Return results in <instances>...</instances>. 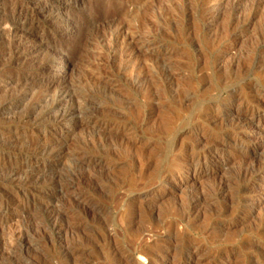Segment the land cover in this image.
I'll use <instances>...</instances> for the list:
<instances>
[{"label": "rangeland", "instance_id": "obj_1", "mask_svg": "<svg viewBox=\"0 0 264 264\" xmlns=\"http://www.w3.org/2000/svg\"><path fill=\"white\" fill-rule=\"evenodd\" d=\"M125 1L0 0V167L23 168L0 186L3 196L19 187L12 206L0 207V264H135L134 240L152 250L149 264H264V0ZM33 47L37 60L24 54ZM55 51L70 57L68 68ZM62 82L80 93L61 106L79 102L89 114L36 116ZM17 94L24 100L4 105ZM233 111H247L249 124H232ZM45 147L55 153L40 155ZM34 165L60 177L62 231L46 206L24 211L31 196L50 193L46 184L20 188ZM167 165L154 190L128 196ZM180 238L192 245L177 253Z\"/></svg>", "mask_w": 264, "mask_h": 264}, {"label": "bare ground", "instance_id": "obj_2", "mask_svg": "<svg viewBox=\"0 0 264 264\" xmlns=\"http://www.w3.org/2000/svg\"><path fill=\"white\" fill-rule=\"evenodd\" d=\"M125 1V0H124ZM126 2V1H125ZM218 3V2H217ZM211 4V3H210ZM28 6V5H27ZM33 6V5H32ZM41 6V5H40ZM212 6V5H211ZM36 9V8H35ZM12 10V9H11ZM45 10H46V8H45ZM34 11V10H33ZM214 11V10H213ZM36 14V13H35ZM55 15V14H54ZM214 15V14H213ZM39 16V15H38ZM33 17V16H32ZM47 17V16H46ZM52 17V16H51ZM25 18V17H24ZM29 18H31V17H29ZM28 18V19H29ZM37 18V17H36ZM56 18V17H55ZM27 19V18H26ZM38 19V18H37ZM51 20V19H50ZM55 20V19H54ZM56 21H57V19H56ZM68 21V20H67ZM50 22V21H49ZM58 22V21H57ZM60 23V22H59ZM62 23V22H61ZM65 23H67L66 21H65ZM69 23V22H68ZM17 24V23H16ZM29 25V24H28ZM63 25V24H62ZM34 26V25H33ZM64 26V25H63ZM30 27H31V25H30ZM15 28V27H14ZM19 28V27H18ZM61 28H63V27H61ZM68 28V27H67ZM71 28V27H70ZM28 29V28H27ZM26 29V30H27ZM59 29H60V27H59ZM13 30V29H12ZM18 30V29H17ZM26 30H24V31H26ZM14 31V30H13ZM16 31V30H15ZM36 31V30H35ZM69 31V30H68ZM72 31H73V29H72ZM18 32V31H17ZM23 32V31H22ZM24 33V32H23ZM18 34V33H17ZM19 34H20V32H19ZM26 34V33H25ZM25 34H23L24 36H25ZM28 34H29V32H28ZM75 34V33H74ZM80 34V33H79ZM78 34V35H79ZM29 36V35H28ZM38 36V35H37ZM13 37V36H12ZM11 37V38H12ZM18 37V36H17ZM23 37V36H22ZM33 37V36H32ZM36 37V36H35ZM34 37V38H35ZM41 37V36H40ZM42 38V37H41ZM75 38V37H74ZM26 40V39H25ZM34 40V39H33ZM40 40V39H39ZM38 40V41H39ZM44 40H46V39H44ZM43 40V41H44ZM76 40V39H75ZM21 42H22V40H20ZM27 41V40H26ZM38 41H36V42H38ZM41 41V40H40ZM90 41V40H89ZM17 42V41H16ZM19 42V41H18ZM29 42V41H28ZM33 42H35V41H33ZM85 42V41H84ZM264 42V41H263ZM24 43V42H23ZM22 43V44H23ZM48 43V42H47ZM17 43H15V45H16ZM21 44V43H20ZM44 45H45V43H43ZM84 44V43H83ZM26 45V44H25ZM20 46V45H19ZM38 46V45H37ZM70 46H72V45H70ZM88 46V45H87ZM21 47V46H20ZM24 47V46H23ZM80 48V47H79ZM24 49V48H23ZM49 49V48H48ZM38 48H36V47H33V49L32 48H26V51H25V55L26 54H29V53H32L33 54V58L35 59V60H37V52H38ZM49 50H51V49H49ZM48 50V51H49ZM59 50V49H58ZM66 50V49H65ZM71 50V49H70ZM77 50V49H76ZM42 51V50H41ZM52 51V50H51ZM43 52V51H42ZM51 53V52H50ZM49 53V54H50ZM69 53V52H68ZM53 54V56H52V58L54 57V56H59L60 58H61V61H63L64 63H63V66L62 67H64V68H66L69 64H70V57L67 55V54H65V51H64V53L63 52H58V51H55L54 53H52ZM72 55V54H71ZM30 56H31V54H30ZM52 58H51V61L50 62H52ZM13 59V58H12ZM15 59V58H14ZM48 59V58H47ZM19 61V60H18ZM29 61H31V60H29ZM132 61V60H131ZM15 62V61H14ZM34 62V61H33ZM264 62V61H263ZM49 63V62H48ZM262 63V62H261ZM35 64V63H34ZM50 64V63H49ZM48 64V65H49ZM42 65V64H41ZM34 66V65H33ZM60 66V65H59ZM31 67V66H30ZM47 67V65H42L41 66V69L43 70L44 68H46ZM52 67V66H51ZM262 67H263V65H262ZM22 68V67H21ZM36 68H37V66H36ZM68 68V67H67ZM166 68V67H165ZM33 69H35V68H33ZM31 70V69H30ZM49 70V69H48ZM52 70V69H51ZM7 71V70H6ZM44 71V70H43ZM53 71V70H52ZM57 71V70H56ZM167 71V70H166ZM12 72V71H11ZM15 72V71H14ZM8 73V72H7ZM10 73V72H9ZM27 73V72H26ZM57 74V73H56ZM54 75V74H53ZM22 76V75H21ZM27 76V75H26ZM8 79V78H7ZM22 79V78H21ZM54 79V78H53ZM33 80V79H32ZM26 81V80H25ZM70 81V80H69ZM78 81H80V80H78ZM15 82H17V81H15ZM32 82V81H31ZM68 82V81H67ZM63 83L64 84V86L62 87V88H59V89H57L56 91H52V93L51 94H49V95H47L46 97H44V96H42V98L44 97V100H42L41 99V101H39V103H37V108L38 107H40L39 109V111L38 112H36L35 114H36V116H48V117H50V121H52V123L54 122V123H58V122H60V120L61 119H63V118H65V117H70V118H76V117H82V116H86V115H88L89 114V111L86 109V108H84V106L82 107V105L78 102V104H70V105H67V106H64L63 107V105L61 106V102L63 101V100H66V98H68V97H72L73 95H75V94H79L80 92L76 89V88H73L74 86V84L72 85H70V84H68V83ZM137 82V81H136ZM141 82V81H140ZM47 83H48V81H47ZM54 83V82H53ZM74 83V82H73ZM77 83H79V82H77ZM17 84V83H16ZM18 84H20V83H18ZM17 84V85H18ZM23 84H24V82H23ZM34 84V83H33ZM46 84V83H45ZM44 84V85H45ZM61 84V83H60ZM88 84H89V82H88ZM75 85H77V84H75ZM92 85V84H91ZM19 86H22V85H19ZM50 86V85H49ZM53 86V85H52ZM73 86V87H72ZM79 86V85H78ZM78 86H76V87H78ZM37 87V86H36ZM39 87H41V86H39ZM56 87V86H55ZM55 87H53L54 89H55ZM61 87V86H60ZM78 88H80V87H78ZM47 89V88H46ZM52 89V88H51ZM32 90V89H31ZM30 90V91H31ZM34 90V89H33ZM45 90V89H44ZM48 90V89H47ZM49 91V90H48ZM33 92V91H32ZM31 92V93H32ZM25 93V92H24ZM28 93H30V92H28ZM45 93V92H44ZM19 94V93H18ZM16 95V96H14L13 98L12 97H10V99H8L7 101H5V103H4V105H7V104H10V103H12L14 100L15 101H18V100H22L23 99V97H25L24 95L25 94H21V95ZM82 94V93H81ZM84 94H86V93H84ZM89 94V93H88ZM231 94V96H229V97H234L235 98V96H236V92H231L230 93ZM14 95V94H13ZM31 95V94H30ZM35 96H36V94H35ZM78 96V95H77ZM86 96V95H85ZM27 97V96H26ZM40 97V96H39ZM28 98V97H27ZM74 98V97H73ZM78 98V97H77ZM89 98V97H88ZM94 98V97H93ZM92 98V99H93ZM75 99V98H74ZM81 99H82V96H81ZM86 99H87V97H86ZM91 99V98H90ZM24 100V99H23ZM22 100V101H23ZM71 100H73V99H71ZM84 100V99H83ZM88 100V99H87ZM34 101V100H33ZM74 101V100H73ZM73 101H72V103H73ZM76 101V100H75ZM79 101V100H78ZM86 101V100H85ZM84 101V102H85ZM90 101V100H89ZM92 101H94V100H92ZM91 101V102H92ZM206 101V100H205ZM4 102V101H3ZM64 102V101H63ZM90 102V103H91ZM200 102V101H199ZM15 103V102H14ZM24 103V102H23ZM92 103H94V102H92ZM3 104V103H2ZM88 104H89V102H88ZM87 104V105H88ZM97 104V103H96ZM14 105H16V104H14ZM213 105V104H212ZM12 106V105H11ZM218 106V105H217ZM1 107V106H0ZM3 107V106H2ZM31 107V106H30ZM87 107V106H86ZM203 107V106H202ZM208 107V106H207ZM213 107V106H212ZM216 107V106H215ZM204 108V107H203ZM88 109H91V108H88ZM217 109V108H216ZM33 110L34 111H36V106L33 108ZM34 111L32 112V113H34ZM92 111V110H91ZM96 111V110H95ZM30 112H31V110H30ZM203 112V115H209V114H213L212 112H213V109H209V107H208V109L206 108L204 111H202ZM91 113V112H90ZM233 113H234V115L236 116V119H235V122L234 123H232V124H235L236 126H244V125H247V124H249V121H250V119H249V116H248V112L247 111H241V112H238V113H236V111H233ZM215 114V113H214ZM91 116V115H90ZM94 116V115H93ZM192 116V115H191ZM201 116V115H200ZM214 116V115H213ZM29 117V116H28ZM92 117V116H91ZM95 117H97L96 115H95ZM99 117V116H98ZM190 117V116H189ZM31 118V117H30ZM84 118V117H83ZM107 118V117H106ZM193 118V117H192ZM211 118V117H210ZM217 118V117H216ZM235 118V117H234ZM102 120H103V118H101ZM188 119V118H187ZM190 119V118H189ZM209 119V118H208ZM212 119V118H211ZM195 120V119H194ZM207 120V119H206ZM39 121V120H38ZM103 121H105V118H104V120ZM213 121H215V120H213ZM234 121V120H233ZM232 121V122H233ZM16 122V121H15ZM37 122V121H36ZM188 122H189V120H188ZM118 123H119V121H118ZM207 124V123H206ZM10 125V124H9ZM99 125V124H98ZM167 125V124H166ZM191 125V124H190ZM231 125V124H230ZM167 127V126H166ZM99 128V127H98ZM125 128V127H124ZM234 128V127H233ZM238 128V127H237ZM261 128V127H260ZM188 130H190V129H188ZM179 131V130H178ZM184 131H186V130H184ZM201 132V131H200ZM191 133V132H190ZM200 134H203L202 132L200 133ZM93 136V135H92ZM203 136V135H202ZM95 138H97L98 139V137H96L95 136ZM172 138H174V137H172ZM106 141L105 142H107V139H105ZM102 141V140H101ZM213 140H211V142H212ZM88 142H90V141H88ZM104 142V141H103ZM170 142V141H169ZM174 142V141H173ZM215 142V141H214ZM220 142V141H219ZM93 143V142H92ZM108 143V142H107ZM213 143V142H212ZM217 143V141L215 142V144ZM219 144V145H218ZM230 144L231 143H229L228 141H223V142H221V143H217V145L218 146H220V147H223V148H227L228 146L230 147ZM95 145V144H94ZM93 145V146H94ZM217 145H216V147H217ZM48 146V145H47ZM186 146H188V145H186ZM212 146H213V144H212ZM234 146V145H233ZM36 147V146H35ZM38 147V146H37ZM36 147V148H37ZM190 148H191V146H189ZM264 147V146H263ZM104 148V147H103ZM200 149H201V147H199ZM218 148V147H217ZM183 149V148H182ZM189 149V148H188ZM187 149V150H188ZM215 149V148H214ZM229 149V148H228ZM28 150V149H27ZM77 150V149H76ZM98 150V149H97ZM101 150V149H100ZM111 150V149H110ZM192 150V149H191ZM264 150V149H263ZM35 151V150H34ZM194 151V150H193ZM245 151V150H244ZM258 151V150H257ZM33 152V151H32ZM37 152H39L40 153V155H49L50 156V154L52 155V154H54L55 152H53V150L51 149V148H46L45 147V149L43 148V149H40V150H38ZM101 152H102V150H101ZM107 152V151H106ZM124 152V151H123ZM172 152V151H171ZM192 152V151H191ZM200 152V151H199ZM73 153V152H72ZM216 153V152H215ZM240 153V152H239ZM245 153V152H244ZM264 153V152H263ZM35 154H38V153H35ZM114 154H115V152H114ZM190 154V153H189ZM29 155V153L26 151V152H23L22 154H20L19 155V159H24V158H26L27 156ZM72 155H74V154H72ZM217 155V154H216ZM240 155H242V154H240ZM260 155V154H259ZM38 156H39V154H38ZM68 156V155H67ZM187 156H188V154H187ZM222 156V155H221ZM167 157V156H166ZM185 157V156H184ZM241 157V156H240ZM142 158V157H141ZM190 158V157H189ZM136 159V158H135ZM167 159V158H166ZM219 159V158H218ZM262 159H264V156H263V158ZM87 160V159H86ZM137 160V159H136ZM138 160H140V159H138ZM90 161V160H89ZM193 161V160H192ZM152 162V161H151ZM166 162H167V160H166ZM165 162V163H166ZM183 163H185V164H187V165H189L190 166V164H191V162L190 161H188V159H184L183 161H182ZM150 163V162H149ZM181 163V162H180ZM256 163V162H255ZM254 163V164H255ZM11 165H12V163H10ZM162 164H164V163H162ZM161 164V165H162ZM178 164V163H177ZM9 165V164H8ZM10 165V167H12ZM165 165V164H164ZM192 165H194V164H192ZM191 165V166H192ZM196 165V164H195ZM194 165V166H195ZM251 165V164H250ZM249 165V166H250ZM14 166V165H13ZM147 166V165H146ZM150 166V165H149ZM152 166V165H151ZM172 166V165H171ZM197 166V165H196ZM154 167V166H153ZM159 167H160V164H159ZM168 167H169V165H167V168L165 167L164 169H161L157 174H156V176L153 178V179H151V180H149V181H146L145 183L143 182L142 184H143V186H142V189L139 191V189L138 188H140V187H138L137 189H138V192H134L133 193V191H132V193H130L128 196L130 197V195H131V198H140L141 197V199H142V197L143 196H145L148 192H150L149 190L151 189V190H154V185H155V183L157 182V180H159V178H161L167 171H168ZM254 166H252V168H251V166H250V168L249 169H246L248 172H250L251 171V174L254 172V171H257L256 170V168L254 169L253 168ZM256 167V166H255ZM258 167H260V166H258ZM7 168H9V167H7ZM7 168H5V167H3V168H1L0 167V186L4 183V181H6V180H8L9 179V175H8V171H13L14 172V174L15 173H18L19 174V172L21 171V169H23V168H19V169H13V168H11L10 170L9 169H7ZM155 168V167H154ZM177 168V167H176ZM25 170H22V171H24V175L22 176V177H20V179H19V186H20V188H27V187H29V186H34V185H42V184H46L47 186H49L50 187V193L49 194H44V195H38L37 197H32L31 196V198L29 199V201L24 205V211H28V210H31V209H33V208H39V207H42V206H46L45 208L47 209V214H48V216H49V218H51V219H53V224H54V226H55V228H56V230L57 231H62V229H63V227H64V222L60 219V214H61V212L63 211V209L61 208V207H59V206H57L56 204H54L53 203V198H54V196L56 195V193H58L59 191H60V189H61V187L59 186L60 184L59 183H62L61 181H60V177H58V176H47L48 178H46L45 177V170L46 169H49V167L48 166H46V167H44V166H42V165H34V166H32V167H30V168H24ZM153 169V168H152ZM149 170V169H148ZM151 170V169H150ZM154 170V169H153ZM153 170H152V172H153ZM156 171V170H155ZM8 172V173H7ZM70 172V171H69ZM72 172V171H71ZM73 172H74V169H73ZM11 173V172H10ZM144 173H145V171H144ZM69 174H72V173H69ZM68 174V175H69ZM150 174H152V173H150ZM150 174H145V175H149V177H150ZM171 174H172V172H171ZM174 175V174H173ZM203 175V172H197L196 173V176H202ZM152 176H154V175H152ZM63 177V176H62ZM174 177V176H173ZM65 178V177H64ZM139 178V177H138ZM147 178V177H146ZM171 178V177H170ZM113 179V178H112ZM62 180V179H61ZM112 182V181H111ZM131 182V181H130ZM118 184V182L116 183V185ZM141 184V183H140ZM157 184V183H156ZM115 185V186H116ZM134 185H136L135 184V182H134ZM67 186V185H66ZM118 186V185H117ZM138 186V184L136 185V187ZM156 186V185H155ZM42 187V186H41ZM64 187H65V185H64ZM135 187V188H136ZM161 187V186H160ZM17 188H19V187H17ZM16 188V189H17ZM15 189V190H16ZM13 191V192H10V193H8L7 195H5V196H3V195H0V207H2L3 209L5 208V209H8L10 206H12L11 204H12V201L16 198V196H17V193H16V191L18 190H16V191ZM118 190H119V188H118ZM127 191V190H126ZM130 191V190H129ZM159 191V190H158ZM158 191H156V192H158ZM121 192V191H120ZM128 192V191H127ZM100 193V192H99ZM117 193V192H116ZM115 193V194H116ZM125 193V192H124ZM129 193V192H128ZM4 194V193H3ZM21 194H23V192L21 193ZM20 194V195H21ZM122 194H123V192H122ZM126 194V193H125ZM151 194H152V192H151ZM157 194V193H156ZM160 194V193H159ZM109 195V194H108ZM121 195V194H120ZM200 195V194H199ZM202 195V194H201ZM201 195H200V197H201ZM119 196V195H118ZM122 196V195H121ZM121 196H120V199H121ZM27 197H28V195H27ZM147 197H148V195H147ZM147 197H145V198H147ZM196 196H194V197H191V198H195ZM199 197V196H198ZM197 197V198H198ZM202 198V197H201ZM123 199H125V198H123ZM203 199V198H202ZM51 200V201H50ZM129 200V199H128ZM134 200V199H133ZM138 200H140V199H138ZM145 200V199H144ZM147 200V199H146ZM152 200V199H151ZM190 200V199H189ZM201 200V199H200ZM45 201H47V202H45ZM54 201H55V199H54ZM122 201V200H121ZM26 202V201H25ZM123 202V201H122ZM127 202V201H126ZM194 202L196 203V200H194ZM199 202V201H198ZM201 202V201H200ZM24 203V202H23ZM55 203H56V201H55ZM183 203V202H182ZM44 204H46V205H44ZM87 204V203H86ZM89 204V203H88ZM112 204H114V203H112ZM132 204V203H131ZM193 204V203H192ZM97 205V204H96ZM135 205V204H134ZM137 205V204H136ZM182 205V204H181ZM61 206V205H60ZM90 206V205H89ZM92 206V205H91ZM94 206V205H93ZM128 206H129V204H128ZM190 206H191V202H188V203H186V204H184L183 203V210H184V212L186 213V212H188V210H191V209H189L190 208ZM193 206V205H192ZM43 207V208H44ZM132 207V206H131ZM180 207V206H179ZM22 208V209H23ZM93 208V207H92ZM101 208V207H100ZM99 208V206L98 207H95L94 209L97 211H100L101 209ZM103 209H104V207H103ZM112 209V208H111ZM115 209V208H114ZM135 209V208H134ZM140 209V208H139ZM181 209V208H180ZM193 209V208H192ZM34 210V209H33ZM65 210V209H64ZM87 210H91L90 208L88 209L87 208ZM119 211H122V212H126L127 210H128V207H125L124 205L123 206H121V208L120 209H118ZM133 210V209H132ZM32 211V210H31ZM37 211V210H36ZM40 211H41V208H40ZM39 210L37 211V212H40ZM44 211V210H43ZM104 211V210H103ZM129 211V210H128ZM146 211V210H145ZM145 211H143V212H145ZM84 212H86V211H84ZM83 212V213H84ZM102 212V211H101ZM137 212V211H136ZM95 214H96V212H94ZM185 213H184V215H185ZM131 214H132V212H131ZM136 215H140V213L139 212H137V213H135ZM180 215V214H179ZM64 216V215H63ZM189 216V215H188ZM186 217V216H185ZM48 218V219H49ZM119 218V217H118ZM129 219V218H128ZM137 219V218H136ZM138 220V219H137ZM6 221V218L5 217H3V218H0V224H2V223H4ZM49 221V220H48ZM133 221V220H132ZM132 221H130L129 223H131ZM128 223V222H127ZM121 226V225H120ZM139 226V225H138ZM137 226V227H138ZM143 226V225H142ZM136 227V228H137ZM139 227H141V226H139ZM54 228V229H55ZM135 228V229H136ZM142 228V227H141ZM11 230H10V232L9 233H11L12 232V228H10ZM17 229H18V227H17ZM22 229V228H21ZM21 229H20V232H21ZM143 229V228H142ZM141 229V230H142ZM160 230V229H162V227H157V229H154L153 231H151L152 233L153 232H157V230ZM14 230V229H13ZM19 230V229H18ZM139 230H140V228H139ZM149 230H150V228H149ZM55 231V230H54ZM64 231V230H63ZM146 231V230H145ZM161 231V230H160ZM164 231V230H163ZM126 232V231H125ZM127 232H128V230H127ZM147 232V231H146ZM13 233V232H12ZM129 233V232H128ZM131 233V232H130ZM147 233H149V232H147ZM21 234V233H20ZM132 234V233H131ZM154 234V233H153ZM153 234H152V236H153ZM23 235V234H22ZM143 235V234H142ZM149 235V234H148ZM155 235H157V234H155ZM154 235V236H155ZM10 236V235H9ZM24 236V235H23ZM124 236V235H123ZM19 237V236H18ZM21 237V236H20ZM108 236H106V238H107ZM132 237H133V235H132ZM142 237V236H141ZM149 237V236H148ZM170 237H172V235H170L168 238H170ZM12 238H13V236H12ZM150 238V237H149ZM21 239V238H20ZM110 239V238H109ZM139 239H140V236H139ZM139 239H137V240H139ZM90 240V239H89ZM108 240V239H107ZM133 240V239H132ZM22 240H20V242H21ZM90 241H92V240H90ZM96 241V240H95ZM114 241V240H113ZM193 241V240H192ZM63 242H65V241H63ZM94 242V241H93ZM115 242V241H114ZM124 242V241H123ZM139 242V241H138ZM176 242H177V240H176ZM67 243V242H66ZM126 243V242H125ZM124 244V243H123ZM156 244H159V243H156ZM192 245V243H191V241L190 240H188V239H186V238H180L179 240H178V242H177V244L176 245H174L175 247L174 248H172L173 249V251H176L177 250V253H178V249L179 248H182L183 246L185 247V245ZM195 244V243H194ZM153 245V244H152ZM150 246V245H149ZM159 246V245H158ZM66 247V246H65ZM120 247V246H119ZM118 247V248H119ZM130 247H131V249L130 250H132L133 252H135V253H137V254H139V257L137 258V260H135V264H146L145 262H147L146 260H145V258H146V256L147 257H151V254H152V250H151V252H150V249L147 247V245L145 246V245H143L142 244V242H140V243H137L136 242V240H134L131 244H130ZM153 247V246H152ZM192 248V247H191ZM77 249V248H76ZM127 249V248H126ZM125 249V250H126ZM121 250V249H120ZM156 250V249H155ZM180 250V249H179ZM70 251V250H69ZM73 251V250H72ZM113 251H116V249L115 250H113ZM158 251V250H157ZM157 251H156V253H157ZM63 252V251H62ZM181 252V251H180ZM65 253V252H64ZM76 253V252H75ZM112 253V252H111ZM225 254H226V251L224 252ZM63 254V253H62ZM115 255H117V256H120L121 255V253H120V251L118 250V251H116L115 253H114ZM136 254V255H137ZM175 254V253H174ZM223 254V253H222ZM131 255H132V253H131ZM154 255V254H153ZM72 256V255H71ZM177 256V255H176ZM226 256V255H225ZM224 256V257H225ZM122 257H124V256H122ZM121 257V258H122ZM127 257V256H126ZM159 257V256H158ZM158 257H156V258H158ZM178 257H180V255H178ZM178 257H176V258H178ZM221 257V256H220ZM228 257V256H227ZM113 258L115 259V257L113 256ZM129 259V258H128ZM153 259V258H152ZM180 259V258H179ZM188 259V258H187ZM211 259V258H210ZM176 260H178V259H176ZM115 261V260H114ZM121 261L123 262V260L121 259ZM120 261V262H121ZM125 261V260H124ZM149 261H151V259H149ZM147 262L148 264L149 263H151V262H154V261H151V262ZM192 262V261H191ZM133 263V262H132ZM131 263V264H132ZM67 264H68V262H67ZM123 264V263H122ZM127 264V263H126ZM175 264H179V261L178 262H176Z\"/></svg>", "mask_w": 264, "mask_h": 264}]
</instances>
